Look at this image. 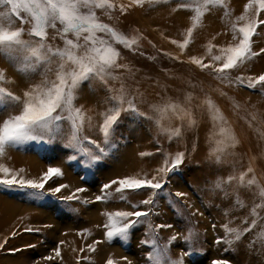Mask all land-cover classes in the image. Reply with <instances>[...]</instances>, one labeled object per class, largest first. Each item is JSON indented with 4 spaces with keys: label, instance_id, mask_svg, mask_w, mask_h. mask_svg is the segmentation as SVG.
<instances>
[{
    "label": "rangeland",
    "instance_id": "rangeland-1",
    "mask_svg": "<svg viewBox=\"0 0 264 264\" xmlns=\"http://www.w3.org/2000/svg\"><path fill=\"white\" fill-rule=\"evenodd\" d=\"M115 2L129 4V0H115ZM248 2L249 0H225L226 8L230 12L229 16H225L224 7L214 8L206 16V23H210L212 30L204 34L202 26L205 24L202 21L200 26L194 29L191 42L184 50H181L178 44L183 42L187 29L191 27L192 22L189 17L192 13L187 10L173 11L177 7L176 0H168V2L146 0L142 6H132L123 14L118 7L111 11L95 9L100 22L110 25L129 38H138L134 50L114 44L121 53L118 62L127 65L130 69V71L117 70L116 74L122 76L128 94L136 98L138 110L155 117L156 114L151 110L152 105L165 104L169 101L177 102L190 110L191 120L194 123L190 124L188 117L163 120L162 124L165 128H181V136L170 141L168 135L162 133L161 128L153 120L137 116L132 112L124 113L113 136L116 147L95 166L88 163L87 156L64 146L66 136L57 137L50 143L28 142L8 148L6 154L0 157V165L3 163V166H8L7 168L13 173L16 172L18 177L39 180L49 167L60 168L63 175L45 185L43 190L45 196L42 199L31 197L29 193L33 191L32 189L0 188V201L5 205L8 202L5 208L0 204L1 217L3 214L8 217L3 222L0 221V244H3L0 248V264H77V257L84 256H88L89 260L81 259L80 264H106L109 258L114 264H129V262L150 264L148 253L151 251V246L140 243L146 238L145 233L148 231L149 223L153 226L157 224L173 226L159 229L156 236L159 249L163 250L167 247L162 264L165 260H182V264H211L212 260H224L229 264H264V243L259 239L255 245L248 243L258 236L264 220L260 221L258 225L260 227H256L247 233L248 235L245 234L238 242L231 245L215 243L217 238L225 236L221 226L228 221H232L229 227L240 229L247 227V224L241 223L242 219L247 217L248 223H251L253 217L250 215V210L255 203H260V198L255 195L257 192L255 186L250 190L237 189L234 181L224 186L230 194L225 198L224 191L217 189L215 183L218 179L227 178L229 175L239 177L241 173H247L248 168L251 167L253 172L247 173L245 179H251L254 175L259 185L264 187V95L229 83V80L234 81L237 76L246 79L248 76L261 74L257 72V68L262 64L260 60L264 59V54L228 71V80L218 79L211 68L202 71L190 62V57H197L202 58L205 63H213L211 58L213 55L221 54L219 51L221 46L238 42L233 40L231 24L236 17L244 13V7ZM82 11L86 10L82 9ZM253 15L254 8L248 13L249 18ZM259 18L264 19V13H261ZM237 23L242 24L243 21ZM25 27L27 28L28 25ZM257 32L253 48L258 51L264 48V25L260 26ZM53 35L55 30L49 29V43L63 47L59 37L55 40L51 39ZM97 36L110 40V37L104 33L98 32ZM69 38L75 39L72 36ZM173 40L177 43L173 44ZM210 44L215 46L212 47L211 52L208 51ZM2 57L0 56V69H4L6 76L15 81L4 85L9 90L22 95L23 90L30 84L40 81L39 72L26 78ZM120 83L121 81H109L114 88H119ZM107 95L104 86L98 80H92L82 85L79 98L75 101L77 107L83 105L87 115L93 118L92 128H89L88 122L85 121L84 135L97 141L101 136L95 126L100 122L98 113L108 106L104 103ZM209 100L216 109H220L219 114L226 121L222 126L227 128L238 141L235 147H229L220 154L219 161L209 155L210 148L215 147L209 136L218 131L220 126L214 127L211 119L213 113L209 111L207 104ZM205 115L207 117H204ZM65 128H67L66 123ZM217 139H226V137H213V140ZM226 142L231 143V141ZM142 152L152 155L141 157ZM179 152L185 153L182 165L177 171L167 175L163 189L155 197V213L158 214L150 215L135 227L127 241L117 238L112 242H105V230L102 225L106 218L102 213L106 210H131L130 205L145 199L148 192L142 190L125 193L130 203L121 202L115 197L109 202H95L94 198L100 194L101 186L112 179L125 176L137 174L142 176L144 173L151 176L155 174L154 170L161 166L164 154L175 155ZM73 155L76 159H69ZM59 184H69V188L63 189L54 197L49 189ZM76 188L86 189L77 194L81 200H61ZM177 192L185 195L178 197L175 195ZM237 193L240 200L247 203L243 208L233 205ZM83 200L94 202L85 204ZM150 207L141 205L139 210L144 211ZM226 210L228 215H225ZM257 211L261 217H264V208ZM26 228H32L34 231H25ZM85 229L91 235L79 234ZM15 232L16 235H12ZM174 234L179 235L177 241L169 244V238ZM6 239L7 243H4ZM94 240L102 242L95 245V252H89L86 245ZM60 241H65L60 245L61 258L45 260L44 257L54 255V249ZM82 247L85 248L84 252H80ZM13 249L19 251L13 252L11 251ZM182 251L188 252V255L182 256ZM103 254L107 256L104 257ZM125 257L126 259H123Z\"/></svg>",
    "mask_w": 264,
    "mask_h": 264
},
{
    "label": "snow or ice",
    "instance_id": "snow-or-ice-1",
    "mask_svg": "<svg viewBox=\"0 0 264 264\" xmlns=\"http://www.w3.org/2000/svg\"><path fill=\"white\" fill-rule=\"evenodd\" d=\"M145 2L146 0H129V4L124 5L117 4L115 0H0V56H3L17 72L25 75L26 78L37 72L41 76L38 83L30 84L23 90L22 95H18L4 86L15 81L6 76L5 70L0 69V117H2L0 118V157L5 155L6 150L10 147L24 145L28 142L50 143L57 137L66 136L67 140L64 146L87 156L88 163L95 166L109 155L111 149L116 147L113 136L124 113L132 112L137 116L153 120L161 128V132L168 135L170 141L181 136V128H165L162 124L163 120L173 117L177 119L188 117L190 124L194 123L191 120L190 110L185 109L177 102L169 101L165 104L152 105L151 110L156 114L155 117L140 112L136 107V98L128 94L122 76L116 74L117 70L130 71V69L127 65L118 62L121 53L114 47V44L134 50V46L138 44V38H129L110 25L100 22L95 9L111 11L118 7L123 14L128 8L142 6ZM176 4L177 7L173 11L187 10L192 13L189 17L192 22L191 27L187 29V35L183 42L178 44L181 50L189 46L194 29L200 26L202 18L214 8L224 7L225 16L230 15L225 0H176ZM253 8L254 15L249 18L248 13ZM82 9L86 11H82ZM261 13H264V0H249L244 7V13L236 17V20L231 24L233 40H238V42L221 46L219 48L221 54L213 55L211 58L213 63H205L202 58L197 57H190V62L202 71L211 68L218 79L228 80V71L264 54V48H260L258 51L253 48L254 37L258 35L257 29L264 25V19L259 18ZM239 21H243V23L238 24ZM25 25L28 27L26 28ZM49 29L55 30V35L51 36V39L55 40L59 37L63 42V47L49 43ZM98 32L106 34L110 40L97 36ZM25 36L28 38L25 39ZM69 36L75 37V39L69 38ZM172 43L176 44L177 41L173 40ZM212 47L215 46L210 44L209 52ZM92 80H98L108 93L104 100L108 106L98 113L100 122L95 126L101 136L99 141L84 135L85 121L88 122L89 128H92L93 118L87 115L83 105L77 107L75 104L82 85ZM109 81H121L120 87H112ZM229 83L264 95V74L248 76L246 79L243 76H237L234 81L229 80ZM207 104L209 111L213 113L211 119L214 127L220 125L218 131L209 136V139L215 144V147L210 148L209 155L219 161L220 154L229 147H235L238 141L227 128L222 126L226 121L219 114L215 105L210 100L207 101ZM65 123L67 128H65ZM214 136L226 137V139L213 140ZM226 141H231V143ZM149 155L152 154L140 153L141 157ZM184 158L185 153L183 152L175 155L164 154L161 166L154 170L155 174L125 176L112 179L101 186L100 194L94 198L95 202H109L115 197L121 202L130 203L125 193H136L142 190L148 192L145 199L130 205L131 210H106L102 213L106 218L102 225L105 230V242H112L117 238L127 241L135 227L150 215L158 214L155 213V197L163 189L167 175L177 171ZM69 159L75 160L76 156H70ZM252 172L253 169L249 167L247 173ZM247 173H241L239 177L229 175L227 178L218 179L215 183L217 189L224 191L225 198L230 194L224 189V186L234 181L237 189L248 188L250 190L255 186L257 189L255 195L260 198V203H255L250 210V215L253 217L251 223H248V218L244 217L241 223L247 224V227L240 229L229 227L232 221H228L221 226L225 236L217 238L215 241L217 244L231 245L238 242L245 234L253 231L261 220H264V217H261L257 211L264 208V187L259 185L254 175L251 179H245ZM0 174H2L0 188L32 189L33 191L29 195L35 199H42L45 196L43 191L45 185L54 178L61 177L63 172L58 167H49L39 180L25 179L18 177L11 169L0 165ZM67 188L69 185L59 184L49 189V192L55 197L57 193ZM84 191H86L85 188H76L74 192L62 197L61 200H81L77 194ZM175 195L179 197L185 194L177 192ZM82 202L88 204L94 201L83 200ZM141 205L151 207L141 211L139 210ZM233 205L238 208L245 207L238 193L235 194ZM225 215H228L227 210ZM171 227L173 226L170 224L155 226L151 223L148 224L146 238L142 239L140 243L144 246H151V251L148 253L150 264H162L167 247L163 250L159 249L156 236L159 229ZM25 231L31 232L34 229L26 228ZM84 233L91 235L86 229L79 234L83 235ZM12 235H16V233ZM177 238L178 234H174L169 238L168 243H173ZM258 239L264 243V225L261 226L258 236L249 242L250 245H255ZM101 242L94 240L91 244H87L86 248L89 252H95V245ZM4 243H7V239ZM64 243L65 241H60L54 249V255L46 256L44 259L52 261L61 258L60 245ZM2 247L3 244H0V248ZM30 247H34V245H30ZM11 251L15 252L19 249ZM84 251L85 248H80V252ZM186 255L188 252L182 251V256ZM81 259L88 261L89 257H77V264H80ZM106 264H114V262L109 258ZM164 264H182V260H165ZM211 264H229V262L212 260Z\"/></svg>",
    "mask_w": 264,
    "mask_h": 264
},
{
    "label": "bare ground",
    "instance_id": "bare-ground-1",
    "mask_svg": "<svg viewBox=\"0 0 264 264\" xmlns=\"http://www.w3.org/2000/svg\"><path fill=\"white\" fill-rule=\"evenodd\" d=\"M233 2H234V1H233ZM206 16H207V14L204 16V19L202 20L203 23L205 24V26H202V29H203L204 34H205V33H208V31H211V30H212V29H211V25H210V23H209V24L206 23V21H207ZM216 25H217V24H216ZM219 28H220V27H219ZM202 29H201V30H202ZM221 31H222V30H221ZM221 31H220V33H221ZM199 33H200V32H199ZM201 33H202V32H201ZM218 33H219V32H218ZM212 36H214V35H212ZM212 36H211V37H212ZM220 38H222V37H220ZM219 40H220V39H219ZM214 41H215V39H214ZM261 58H262V57H261ZM2 59H4V57H2ZM260 61L262 62V64L258 66V68H257V69H258L257 72H258V73H261V74H262V73L264 74V59H262V60H260ZM4 63H5V62H4ZM1 64H2V63H1ZM5 64H7V63H5ZM8 65H9V64H8ZM3 66H5V65L3 64ZM11 66H12V65H11ZM3 70H4V69H3ZM11 71H12V70H11ZM257 72H256V73H257ZM254 76H255V75H254ZM219 111H220V109H219ZM206 112L208 113L209 111H206ZM207 113H206V114H207ZM210 116H211V115H210ZM204 117H207V116L205 115ZM208 118H209V117H208ZM208 118H207V119H208ZM205 119H206V118H205ZM209 120H210V118H209ZM209 120H208V121H209ZM236 126H237V125H236ZM241 126H242V125H241ZM245 128H246V127H245ZM241 129H242V128H241ZM243 130H245V129H243ZM243 133H245V132H243ZM127 149H128V148H127ZM54 150H56V149H54ZM58 150H59V149H58ZM131 151H132V150H131ZM59 153H60V152H59ZM126 155H127V154H126ZM126 155H125V156H126ZM129 155H130V152H129ZM123 156H124V155H123ZM127 156H128V155H127ZM7 159H8V158H7ZM8 160H10V159H8ZM11 160H12V159H11ZM6 161H7V160H6ZM15 161H16V160H15ZM27 162H28V161H27ZM40 163H41V162H40ZM0 164H1V163H0ZM118 164H119V163H118ZM2 165H3V163H2ZM9 166H11V165H9ZM21 166H22V165H21ZM113 166H114V165H113ZM115 166H116V165H115ZM7 167H8V166H7ZM12 167H13V166H12ZM16 167H17V166H16ZM36 167H37V166H36ZM31 168H32V167H31ZM36 172H37V171H36ZM15 173H16V172H15ZM27 175H28V174H27ZM115 175H116V174H115ZM115 175H114V176H115ZM17 176H18V175H17ZM28 177H29V176H28ZM40 177H41V176H40ZM67 177H68V176H67ZM67 177H64V178L67 179ZM26 178H27V177H26ZM33 178H34V177H33ZM59 178H60V177H59ZM29 179H30V178H29ZM55 179H56V178H55ZM57 179H58V178H57ZM64 180H65V179H64ZM70 180H71V179H70ZM53 181H54V180H53ZM56 181H57V180H56ZM56 181H55V182H56ZM71 181H72V180H71ZM74 181H75V180H74ZM68 183H69V182H68ZM72 183H73V182H72ZM74 183H75V182H74ZM74 183H73V184H74ZM56 184H57V183H56ZM70 184H71V183H70ZM75 184H76V183H75ZM68 185H69V184H68ZM51 186H52V185H51ZM51 186H50V187H51ZM50 187H49V188H50ZM177 188H178V186H177ZM46 189H47V188H46ZM178 189H179V188H178ZM180 190H181V189H180ZM182 192H183V191H182ZM215 195L217 196L218 194H215ZM216 196H215V197H216ZM215 197H214V198H215ZM1 198H2V197H1ZM211 198H212V197H211ZM212 200H213V199H212ZM214 200H215V199H214ZM192 201H193V200H192ZM221 201H222V200H221ZM223 201H224V200H223ZM225 201H226V200H225ZM9 202H10V201H9ZM197 202H198V201H197ZM24 203H25V202H24ZM30 203H31V202H30ZM30 203H29V204H30ZM191 203H192V202H191ZM198 203H199V202H198ZM243 203H244V202H243ZM0 204H2L3 207L5 208V207L8 205V202H7L6 205H5L2 201H0ZM13 204H14V203H13ZM244 204H245V203H244ZM246 204H247V203H246ZM246 204H245V205H246ZM24 205H25V204H24ZM185 205H186V204H185ZM205 205H206V204H205ZM15 206H16V205H15ZM211 206H212V205H211ZM213 206H214V205H213ZM231 206H232V205H231ZM9 207H10V206H9ZM31 207H33V206H31ZM200 207H202V205H201ZM190 208H191V207H190ZM205 208H206V206H205ZM210 208H211V207H210ZM41 210H43V209H41ZM209 211H210V210H209ZM161 213H162V212H161ZM197 215H198V214H197ZM0 217H1V215H0ZM47 217H49V216H47ZM6 218H8V217H6V215L3 214V216L0 218V221L3 222V220H5ZM38 218H39V217H38ZM53 218H54V217H53ZM15 220H16V219H15ZM52 220H53V219H52ZM29 221H30V220H29ZM30 222H32V221H30ZM43 222H44V221H43ZM55 222H56V221H55ZM55 222H54V223H55ZM32 223H33V222H32ZM44 223H45V222H44ZM263 224H264V223H263ZM12 227H13V226H12ZM257 227H260V226H257ZM53 228H54V227H53ZM12 229H13V228H12ZM12 229H11V230H12ZM258 231H259V230H258ZM15 233H16V232H15ZM168 233H169V232H168ZM25 234H26V233H25ZM102 234H103V232H102ZM166 234H167V233H166ZM172 234H173V233H172ZM252 234H253V233H252ZM20 235H21V234H20ZM32 235H33V234H32ZM37 235H38V234H37ZM67 235H69V234H67ZM247 235H248V234H247ZM38 236H39V235H38ZM64 236H65V235H64ZM100 236H101V235H100ZM178 236H179V235H178ZM18 237H19V236H17V238H18ZM39 237H40V236H39ZM62 237H63V236H62ZM19 239H20V238H19ZM33 239H34V238H33ZM33 239H32V240H33ZM64 239H65V238H64ZM26 240H28V239H26ZM243 240H244V239H243ZM22 241H23V240H22ZM24 241H25V240H24ZM36 241H37V240H36ZM176 241H177V240H176ZM183 241H184V240H183ZM245 241H246V240H245ZM15 243H16V242H15ZM28 243H29V242H28ZM248 243H249V242H248ZM13 244H14V243H13ZM183 244H184V243H183ZM185 244H186V243H185ZM208 244H209V243H208ZM248 245H249V244H248ZM20 246H21V245H20ZM68 246H69V245H68ZM178 246H179V245H178ZM261 246H262V245H261ZM248 247H249V246H248ZM258 248H259V247H258ZM61 249H62V248H61ZM183 249H184V248H183ZM244 249H245V248H244ZM184 250H185V249H184ZM239 250H241V249H239ZM248 250H249V249H248ZM250 250H251V249H250ZM65 251H66V250H65ZM65 251H64V252H65ZM99 251H100V250H99ZM241 251H242V250H241ZM28 253H29V252H28ZM101 253H102V252H101ZM104 253H105V252H104ZM245 253H247V252H245ZM121 254H123V252H122ZM52 255H53V254H52ZM99 255H101V254H99ZM103 255H104V257L107 256V255L105 256V254H103ZM245 256H246V255H245ZM249 256H250V255H249ZM251 256H252V255H251ZM260 256H262V255H260ZM104 257H103V258H104ZM189 258H190V257H189ZM260 258H261V257H260ZM200 259H201V258H200ZM204 259H205V258H204ZM104 260H105V259H104ZM191 260H192V259H191ZM196 260H197V259H196ZM240 260H241V259H240ZM100 261H101V260H100ZM102 261H103V260H102ZM192 262H193V261H192ZM255 262H256V261H255ZM258 263H259V262H258ZM102 264H103V263H102ZM134 264H136V263H134ZM249 264H250V263H249ZM255 264H257V263H255ZM261 264H262V263H261Z\"/></svg>",
    "mask_w": 264,
    "mask_h": 264
}]
</instances>
